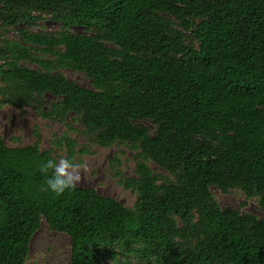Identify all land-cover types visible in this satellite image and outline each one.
I'll return each mask as SVG.
<instances>
[{
    "label": "trees",
    "instance_id": "trees-1",
    "mask_svg": "<svg viewBox=\"0 0 264 264\" xmlns=\"http://www.w3.org/2000/svg\"><path fill=\"white\" fill-rule=\"evenodd\" d=\"M45 18L59 29L27 27ZM17 24L20 41L0 44V100L71 111L95 143L127 142L140 160L120 180L136 193L126 207L68 181L48 149L0 138V264H26L42 219L69 236V264H264V218L211 190L240 189L264 213V0H0V27Z\"/></svg>",
    "mask_w": 264,
    "mask_h": 264
},
{
    "label": "rangeland",
    "instance_id": "rangeland-1",
    "mask_svg": "<svg viewBox=\"0 0 264 264\" xmlns=\"http://www.w3.org/2000/svg\"><path fill=\"white\" fill-rule=\"evenodd\" d=\"M20 24L0 27V44L3 40L20 41L18 27ZM33 31L43 32L59 29V24L49 18L40 20L37 24L27 25ZM74 32L85 30L72 26ZM34 55L44 59H51L49 54L33 51ZM22 65L38 67V64L28 59L20 60ZM59 71L67 78L79 85L91 87V80L85 74L69 68H60ZM55 100L49 93L42 95L41 108L47 109L49 103ZM147 126L153 127L148 121ZM73 141L71 156L65 138ZM0 138L8 146L21 147L36 144L40 150L48 149L56 159V170L68 181L78 186L92 187L102 195L117 199L126 207L134 205L135 191L125 188L121 179L134 177L138 149L127 142H114L103 147L94 142L92 136L84 133L79 116L69 111L62 119L43 117L37 109L28 104L12 105L0 100ZM151 171L159 176H165L163 168L151 160H145ZM214 199L220 206L240 208L264 218V213L258 205L257 197L246 198L240 189H231L222 193L211 188ZM70 239L62 232L50 229L44 219L40 227L33 233L29 255L26 264H69ZM131 259H135L132 257ZM105 264H112L105 261Z\"/></svg>",
    "mask_w": 264,
    "mask_h": 264
}]
</instances>
